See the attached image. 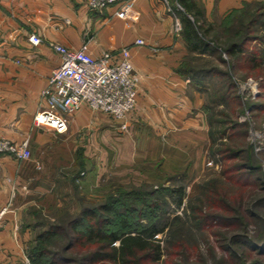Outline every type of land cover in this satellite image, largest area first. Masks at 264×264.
Masks as SVG:
<instances>
[{"label": "crops", "instance_id": "1", "mask_svg": "<svg viewBox=\"0 0 264 264\" xmlns=\"http://www.w3.org/2000/svg\"><path fill=\"white\" fill-rule=\"evenodd\" d=\"M88 1L0 0V134L16 142L28 139L30 150L26 160L0 154V211L7 209L0 264H25L32 239L25 221L29 208L37 206L44 189L71 186L73 180L58 168L77 174L81 146L86 172L81 187L90 192L112 170L161 181L164 172L201 166L208 158L203 98L180 71L188 48L176 30L175 0H117L98 11ZM195 1L209 17L255 0ZM32 33L43 42L33 45ZM138 38L146 44H137ZM52 43L83 49L94 59L116 58L123 47L130 48L141 78L135 106L123 120L83 103L66 115L63 133L34 124L46 106L42 93L60 63Z\"/></svg>", "mask_w": 264, "mask_h": 264}, {"label": "rangeland", "instance_id": "2", "mask_svg": "<svg viewBox=\"0 0 264 264\" xmlns=\"http://www.w3.org/2000/svg\"><path fill=\"white\" fill-rule=\"evenodd\" d=\"M259 2L263 3L264 0ZM174 3L177 6H172V9L174 10V7L179 9L174 11L177 14V19L180 20L181 29L178 32H181L182 22L180 17L182 15H187L191 19L194 17L184 11L180 0H175ZM257 3H253V6L247 10L237 13L230 11L224 16L210 15L208 17L204 13L205 17L197 20V22L204 20L212 26L207 39L215 51L201 54L189 48L187 49L184 65L203 71L201 82L194 81L191 76L186 77L192 82L193 88L202 95L203 106L206 107L207 105L208 107V110L203 109L210 131L209 154L204 165H194L190 169L183 167L182 171H171V173L164 172V174H160V178L163 179L161 181L159 179L143 180L133 171L118 172L112 170L102 177L94 191L90 192L81 187L82 178L86 174L83 160L85 158L83 156L84 148L81 146L79 150L82 156L75 163L80 169L77 174H75L76 170L73 171V168H58L60 175L73 180L71 186L44 189L46 194L38 200L37 206L29 208L25 221L32 225L30 247L35 245V238L39 233L49 228L51 224H65L66 217L75 215L82 207L95 206L110 195L118 197L121 195L120 197H122L124 193L131 191L146 193L158 190L163 186L170 188L184 187L183 205L178 208L172 205L168 211L171 213L170 217L173 218L178 215L182 221L186 220V223L182 224L183 222H181L177 226L174 224L172 226L173 230L179 228L187 231V226L191 227L188 217L192 213V207L202 206L205 211H208L207 208L213 207L214 210L212 211L223 217L234 216V212H227L221 207H216L213 202L215 198L224 197L234 208L238 207L237 201H234L235 199H243L244 204L249 208L252 207L253 203L261 200L263 202L262 206L255 210L252 209V211L258 213L262 219L246 218L247 224L244 233L252 239L263 238L264 189L260 187L256 179L259 177L260 183H264V41L258 39L242 45V54L238 57L229 55L225 50L229 40H237L238 38L234 37L242 35L246 30L251 31L250 35H258L264 38L262 21L251 26L247 23L250 18L248 14L258 8ZM240 8L243 9L244 7ZM253 52L259 57L261 66L252 67L247 61V56ZM251 88L255 89V94H253ZM223 141L229 143V147H233L235 150L243 149L242 156L237 160L238 163L243 164L252 160L253 163L255 162L260 166L254 177L246 178L247 183L254 182L253 184L249 183L250 185L247 186L246 183V187H240L223 174V170L228 167L229 162L226 158H222L224 154L222 156V154L216 152L219 147L226 148L225 145L222 146L221 144ZM64 143L69 142L65 141ZM234 161L231 160L230 163ZM241 180H244V178H241ZM125 199L127 198L125 197ZM201 200H203L202 203ZM55 201L57 202L54 203ZM219 223L218 221L213 227L215 232L211 228L202 230L199 234L195 232L197 233L196 240L199 243L196 251L202 253L196 264H237V260H232L230 257L231 248L233 250L236 248L243 249L247 258L244 264H264V253L257 254L255 250L247 246L234 245L230 248L227 239L238 230L235 229V226H221ZM166 234L167 232L160 234L159 237L164 238ZM62 237L64 238V236ZM61 238L58 240V245H60L55 248H60L63 243H66V239ZM224 238L227 239L224 240ZM212 247L215 248L214 255L216 257L209 251ZM225 249L231 251H225ZM58 251H61V249ZM222 257H225L226 261ZM227 257L230 259L228 260ZM25 264H30L27 253Z\"/></svg>", "mask_w": 264, "mask_h": 264}, {"label": "trees", "instance_id": "3", "mask_svg": "<svg viewBox=\"0 0 264 264\" xmlns=\"http://www.w3.org/2000/svg\"><path fill=\"white\" fill-rule=\"evenodd\" d=\"M180 1L184 11L194 17L192 19L187 15L180 17L182 22L181 35L187 48L201 54L215 51L207 39L212 26L204 20L197 22V20L205 17V12L201 6L195 0ZM259 1L244 2L243 9L232 11L237 13L247 10L253 6V3L258 2L256 4L258 8L248 14L250 18L247 23L251 26L262 21L264 26V2ZM250 32V30H246L242 35L234 37L238 38L237 40L232 39L227 42L225 50L229 55L238 57L242 54V45L258 39L264 41V38L258 35H250ZM185 59L180 71L185 76H191L194 81L201 82L203 71L185 66ZM247 61L252 67L261 66L259 57L255 52L249 53ZM203 109L208 110L207 105L206 107L204 105ZM221 144L222 146L225 145L226 148L219 147L216 152L222 156L224 154L222 158H226L229 162L228 167L223 170V174L234 184L246 187L248 181L246 178L254 177L260 166L255 162L253 163L252 160L243 164L238 163L237 160L242 156L243 149L235 150L224 141ZM231 160L236 161L230 163ZM256 180L264 189V183H260L259 177ZM249 183L247 186L254 182ZM184 195L183 186L171 188L163 186L158 190L146 193L131 191L124 193L122 197H120L121 195L119 197L110 195L95 206L82 207L75 215L66 217L65 224H51L49 228L36 236L35 245L31 247L28 245L26 250L30 264H196L202 253L196 251L199 243L196 240L197 233L195 232L199 234L202 230L210 228L215 232L213 227L218 221L221 226H235V229L238 230L228 239L224 238L230 244L229 247L234 245L247 246L255 250L257 254L264 253V235L263 238L252 239L244 233L247 224L246 218L262 219L258 213L252 211V209L255 210L262 206L261 200L253 203L252 207L249 208L244 204L243 199H239L240 201L235 199L238 207L234 208L224 197L215 198L213 202L216 207H221L227 212H234V216L223 217L217 212H213V207L207 208L208 211H205L202 206L192 207V213L188 217L191 227L187 226V231L179 228L173 230L174 224L176 226L181 222L185 224L186 220L182 221L178 215L173 218L170 217L171 213L168 209L172 205L177 208L181 207L184 203ZM202 202L203 200H201ZM28 224L32 230V225ZM165 232L167 234L164 238L159 237ZM61 237L66 239V243H63L60 248H55ZM57 249H61V251ZM231 250L230 257L232 260H237V264H244L247 261L242 248L235 250L231 248ZM209 251L215 256L214 247ZM235 251L241 252L236 253Z\"/></svg>", "mask_w": 264, "mask_h": 264}, {"label": "built area", "instance_id": "4", "mask_svg": "<svg viewBox=\"0 0 264 264\" xmlns=\"http://www.w3.org/2000/svg\"><path fill=\"white\" fill-rule=\"evenodd\" d=\"M115 1L89 0L87 4L92 10L98 11ZM180 29V20L176 19V30ZM29 41L33 45L43 42L38 33H32ZM136 43L146 44L142 38L136 39ZM51 46L59 56L60 63L52 70L48 85L42 93L46 106L36 113L35 125L63 133L68 130L66 115L83 103L93 110L110 113L118 120H123L134 108L141 77L132 64L129 47H123L116 58L104 55L94 59L83 49H73L60 43H52ZM251 89L255 94V89ZM121 128H126L125 122L121 123ZM0 154L17 160L29 159V141L25 139L16 142L0 135ZM6 210L4 208L0 211V227Z\"/></svg>", "mask_w": 264, "mask_h": 264}]
</instances>
